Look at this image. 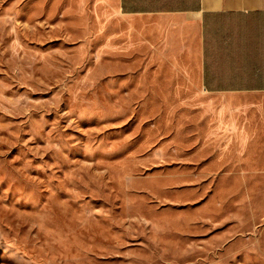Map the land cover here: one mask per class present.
I'll return each mask as SVG.
<instances>
[{
    "label": "rangeland",
    "instance_id": "rangeland-1",
    "mask_svg": "<svg viewBox=\"0 0 264 264\" xmlns=\"http://www.w3.org/2000/svg\"><path fill=\"white\" fill-rule=\"evenodd\" d=\"M153 22L0 0V264H264V161Z\"/></svg>",
    "mask_w": 264,
    "mask_h": 264
},
{
    "label": "crops",
    "instance_id": "crops-1",
    "mask_svg": "<svg viewBox=\"0 0 264 264\" xmlns=\"http://www.w3.org/2000/svg\"><path fill=\"white\" fill-rule=\"evenodd\" d=\"M150 23L185 56L206 93L221 98L220 129L250 163L264 161V0H101Z\"/></svg>",
    "mask_w": 264,
    "mask_h": 264
}]
</instances>
